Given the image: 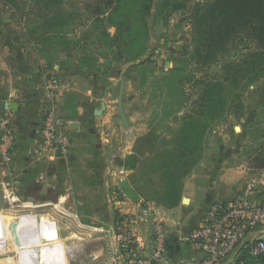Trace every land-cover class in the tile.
Masks as SVG:
<instances>
[{
	"label": "rangeland",
	"instance_id": "1",
	"mask_svg": "<svg viewBox=\"0 0 264 264\" xmlns=\"http://www.w3.org/2000/svg\"><path fill=\"white\" fill-rule=\"evenodd\" d=\"M40 1L0 0V121L7 119L2 101L11 86L38 97V57L46 62L50 58V51L39 50L38 45L69 44L79 53L95 51L96 46L104 49L109 60H116L118 79L127 68L132 124L143 130L135 131L133 149L125 144L120 125L108 148H72L49 168L52 176L57 175L56 189L40 196L36 182L18 188L17 179L0 178L4 220L11 214L50 216L60 224L66 243L85 245L73 264H111L116 245L113 229L120 217L115 205L106 207L101 175L109 173L118 153L132 151L136 156L138 170L132 182L140 196L166 207L193 195L198 180L200 193L210 191L211 172L217 165L241 174L258 167V157L264 155V76L252 83H223L217 89L232 53L210 66H203L195 55L191 17L197 3L212 0H182L185 8L169 17L156 7L143 14L145 0H60L57 12L48 14ZM239 47L237 55L252 44ZM210 85L216 89V100L226 105L202 114L200 94ZM220 108L224 113L215 118ZM13 124L10 128L16 136ZM2 140L0 136L1 144ZM250 179L244 174L236 182L246 187ZM236 200L242 199L222 203ZM6 230L9 236L7 222ZM98 251L101 259L93 261L91 255ZM13 257L9 243L0 253V264H16Z\"/></svg>",
	"mask_w": 264,
	"mask_h": 264
},
{
	"label": "crops",
	"instance_id": "2",
	"mask_svg": "<svg viewBox=\"0 0 264 264\" xmlns=\"http://www.w3.org/2000/svg\"><path fill=\"white\" fill-rule=\"evenodd\" d=\"M104 16H109L106 13ZM55 27L51 30L54 31ZM40 46L39 50L50 51V58L43 61L38 57V97L35 93L21 90L11 86L6 99L2 101V109L8 113L7 118L16 129V145L12 153L10 163L0 165V178L13 177L18 188L38 183V196L56 189V176H52L49 168L58 160H64L69 151L76 146H94L100 149L108 148L113 137L120 129L123 130L122 121L118 109V95L121 82L116 76V60H109L108 53L101 47L96 46L95 51L79 53L74 46L69 44H54ZM101 53L97 55V53ZM126 72H127V68ZM125 72V76H126ZM56 78L64 86L58 90L60 98L58 101V112L63 123V132L69 140L70 148L67 153H59L57 157L46 159L33 158V150L39 141V133L44 119L45 111L49 105V97L46 89L47 82ZM10 103L15 105L12 110L6 107ZM123 106L126 115L129 117V129L124 131L125 144H130L131 149L138 137L136 130H143V127L132 124L130 110L133 106V99L126 85L124 91ZM122 132V133H123ZM126 133V134H125ZM128 148V147H126ZM113 160L110 171L101 175V188L106 196V207L111 209L114 205L111 201L113 190L120 188L132 200L151 202L144 199L137 192L132 182L133 174L138 170V160L133 153L125 152L119 154ZM124 164L119 166L122 162ZM217 165L216 171L211 172L210 191L200 193L197 189L199 180L194 184V194L188 195L190 191H184L188 195L189 203L184 204L183 197L180 203L169 207L154 203L164 219L168 221L173 231L189 232L195 229L202 217L217 203L227 202L234 199L249 200L252 205L264 204V184L252 188V194H247L249 184L256 176L263 177L264 169H245V173L234 169H223ZM244 174L251 179L244 187L243 183L236 182V177L243 178ZM26 182L28 184H26ZM29 182H32L29 184ZM244 187V188H243ZM204 190V188H203ZM188 205V206H183ZM103 240H106L104 235ZM180 255L194 256L195 254L187 247L178 246ZM100 251L97 252V254ZM99 255V254H98ZM102 256V254L100 253ZM103 259V258H102ZM94 261V260H93Z\"/></svg>",
	"mask_w": 264,
	"mask_h": 264
},
{
	"label": "built area",
	"instance_id": "3",
	"mask_svg": "<svg viewBox=\"0 0 264 264\" xmlns=\"http://www.w3.org/2000/svg\"><path fill=\"white\" fill-rule=\"evenodd\" d=\"M64 86L56 78L47 82L49 105L33 150L36 160L57 157L70 148L58 112ZM65 89V88H64ZM2 136L0 163L9 164L16 144L10 121H0ZM252 188L264 184V176L250 180ZM111 196L120 221H115V253L111 264H264V204L252 205L249 200L218 203L189 231H173L164 221L160 209L151 202L130 199L119 188ZM187 247L194 256L180 255L177 247ZM94 261L101 255H91Z\"/></svg>",
	"mask_w": 264,
	"mask_h": 264
},
{
	"label": "trees",
	"instance_id": "4",
	"mask_svg": "<svg viewBox=\"0 0 264 264\" xmlns=\"http://www.w3.org/2000/svg\"><path fill=\"white\" fill-rule=\"evenodd\" d=\"M40 2L46 5L44 14L55 13L57 11L54 9L61 6L60 0ZM163 2L159 5L157 0H145L143 14H150L156 7V10L169 17L185 8L182 0ZM110 18L108 16V21ZM191 19L192 40L199 63L210 66L232 53L233 59L223 67V81L215 84L217 89L222 88L223 83H252L264 76V0H212L209 3H197ZM106 34L109 35L107 31ZM244 42H250L252 47L237 55L240 44ZM203 89L200 94L202 114L205 110L211 111L226 105V101L221 104V101L216 100V89L212 86ZM224 110L221 109L214 117L220 118ZM257 162L259 165L256 169H264V155L258 157Z\"/></svg>",
	"mask_w": 264,
	"mask_h": 264
},
{
	"label": "bare ground",
	"instance_id": "5",
	"mask_svg": "<svg viewBox=\"0 0 264 264\" xmlns=\"http://www.w3.org/2000/svg\"><path fill=\"white\" fill-rule=\"evenodd\" d=\"M61 231L50 216L11 214L4 220L0 207V253L10 243L16 264H73L85 245L66 243Z\"/></svg>",
	"mask_w": 264,
	"mask_h": 264
},
{
	"label": "water",
	"instance_id": "6",
	"mask_svg": "<svg viewBox=\"0 0 264 264\" xmlns=\"http://www.w3.org/2000/svg\"><path fill=\"white\" fill-rule=\"evenodd\" d=\"M126 69L123 70L122 75H121V82H120V88H119V95H118V109H119V114L120 118L122 121V127L123 130L126 131L129 129V117L126 115L124 106H123V100H124V91H125V85H126V76H125ZM7 108H10L12 110L16 109L15 105H11L8 103L6 105ZM184 204L189 203V199L185 198L183 200Z\"/></svg>",
	"mask_w": 264,
	"mask_h": 264
}]
</instances>
